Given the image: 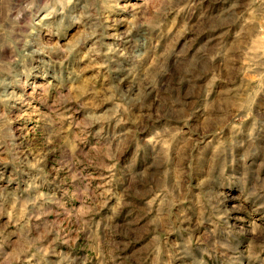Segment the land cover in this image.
<instances>
[{"label": "clouds", "instance_id": "1", "mask_svg": "<svg viewBox=\"0 0 264 264\" xmlns=\"http://www.w3.org/2000/svg\"><path fill=\"white\" fill-rule=\"evenodd\" d=\"M0 264H264V0H0Z\"/></svg>", "mask_w": 264, "mask_h": 264}]
</instances>
